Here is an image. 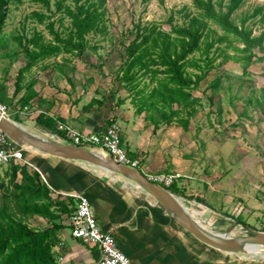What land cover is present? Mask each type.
<instances>
[{
	"label": "crops",
	"instance_id": "crops-1",
	"mask_svg": "<svg viewBox=\"0 0 264 264\" xmlns=\"http://www.w3.org/2000/svg\"><path fill=\"white\" fill-rule=\"evenodd\" d=\"M89 51L81 57L59 55L31 69L37 95L24 108L29 109L28 120L22 121L24 126L64 141L65 132L59 127L62 123L85 133L102 132L115 123L120 127L123 146L131 157L140 160L147 174H180L172 185L174 188L169 189L203 226L233 236L249 235V230L235 221L246 211L245 223L264 231V99L259 108L252 107L250 100L247 112L225 108L229 112L226 122L217 123L218 119L222 121L220 115L224 112L218 113L215 90L222 87L209 88L206 91L209 107L205 106L204 93L199 94L204 108L197 110L187 128L178 122L155 126L156 111H141L131 92L122 93L124 87L114 81V70L122 63L121 52H118L120 64L108 71L106 67L111 61L100 59L98 52L94 53L95 59ZM259 56H264V51ZM259 62L264 64V59L256 63ZM250 67L248 77L255 76ZM222 68L212 80L221 77V82L224 81L229 73ZM261 75L259 87L246 79L250 89L246 97L251 95L249 92L255 93V87L264 94V66ZM210 79L204 80L199 88L210 86ZM205 81L208 82L203 87ZM232 96L235 100L243 97L235 92ZM208 113L216 124L204 122ZM50 122L54 126L50 127ZM210 131L214 133L209 134ZM207 133L215 152L211 160V148L204 140ZM227 142L233 144L230 151L239 164L234 174L231 168L220 167L226 160ZM21 148L30 166L40 172L55 195L65 200L73 198L76 203L79 194L89 198L100 226L113 235L132 264H264V247L234 253L202 242L172 218L155 197L121 174L84 161ZM70 216L64 218L60 242L54 247L60 263L97 264L102 250L71 235Z\"/></svg>",
	"mask_w": 264,
	"mask_h": 264
},
{
	"label": "trees",
	"instance_id": "trees-1",
	"mask_svg": "<svg viewBox=\"0 0 264 264\" xmlns=\"http://www.w3.org/2000/svg\"><path fill=\"white\" fill-rule=\"evenodd\" d=\"M33 1L52 11V0ZM243 1L192 0L197 15L184 24H175L171 17L169 30L157 24H133V38L128 43L121 42L124 46L122 63L114 74V81L132 91L143 77L156 82L149 92L142 90L138 99L141 111H156L153 115L155 126L178 122L187 128L197 110L204 108L202 97L195 91L213 70L233 60L241 63L243 75H247L252 64L264 59L259 56L264 51V28L256 35L248 24L259 14L253 23H264V6H257L237 23L233 13ZM65 2L55 0V10L51 13L34 10L30 14L39 23L48 19L46 26L53 38L45 40L40 31L25 38L27 45L23 50L28 61L17 73L14 90V95L24 90L19 98V103L23 104L21 108L31 105L37 95L34 79L24 83V75L35 65L62 53L80 57L88 49L97 53L99 46L90 44L89 35L108 32V0ZM8 4L9 0H0V34ZM57 11L70 17V24L64 31L56 29L55 20H51ZM186 16L190 17V13ZM60 22L64 23L63 17ZM213 24L221 29L220 33ZM13 38L24 45L21 36L14 35ZM229 49L234 53L231 54ZM13 55L18 56L19 52L15 50ZM219 56L223 57L222 61L216 64ZM218 79L221 81L218 77L211 83V88L218 87ZM2 91L0 84V103L5 104ZM40 119L41 115H38L37 120ZM52 125L54 123L50 122L49 126ZM7 165L5 174L0 176V264H61L54 247L60 242L64 218L75 212L77 203L73 198L65 200L55 195L40 172L29 164L10 162Z\"/></svg>",
	"mask_w": 264,
	"mask_h": 264
},
{
	"label": "rangeland",
	"instance_id": "rangeland-1",
	"mask_svg": "<svg viewBox=\"0 0 264 264\" xmlns=\"http://www.w3.org/2000/svg\"><path fill=\"white\" fill-rule=\"evenodd\" d=\"M224 1L228 2V0ZM65 3L73 4V0H66ZM260 5L264 6V0H244L240 7L233 13V19L237 23H240L241 19L245 17L247 13L253 12L254 9ZM107 7V34L89 35L90 44L99 46V58L103 60L108 59V62L111 61L109 63L110 66L106 67L107 70H110L117 64H120L121 60L118 52L124 51V46L121 44V42L124 41L128 43V41L133 38V24H137L139 22H141L142 26L157 24L162 26L165 30H169L171 17H173L175 24H184L188 23L191 17L197 15V11L192 4V0H108ZM51 8L52 11L55 10V0H52ZM7 9V18L2 29V33L0 34V84L3 86L2 94L6 97V101L4 103L8 106L9 114L11 117L16 118V122L24 126L22 121L24 119L28 120L27 116H29V109L25 110L24 108H21L20 106H23V104L19 103V98L24 90L18 93V95H14V90L17 73L19 69H21L28 61L27 55L23 50V48L27 45L25 38L32 37L36 31L43 33L45 40H52L53 38V35L46 26L48 19L45 21V23H39L38 20L32 18L30 14H32L34 10L46 11L47 13H51L52 11H48L41 3L34 2L33 0H9ZM187 13H190V17L186 16ZM61 17L64 19L63 24L60 22ZM259 17L260 14L248 21V24L253 27L254 34L256 35H258L264 28V23L261 21L253 23V20H258ZM51 20H55V28L60 31H64L67 28L66 26L70 24V17L64 15L63 12L57 11ZM213 26L218 28L219 33L221 32V29L218 26L214 24ZM14 35L21 36L24 45H20V43L13 38ZM15 50L19 52L18 56L13 55V51ZM229 52H231V54L234 53L232 49H229ZM6 53L11 55H5ZM63 54L64 53L61 55ZM88 54L96 59L93 51L90 50ZM222 58V56H219L217 58L216 64H220ZM263 66V62L251 65L250 69L253 70L256 75L254 76L252 74L250 77H248V74L243 75V67L241 63L228 60L221 67L218 66L219 69L213 70V72L210 73L208 76L211 78L210 80H212L215 75H219L222 72V67L227 69L229 73L226 74L227 76L224 78V81L222 80L221 82L220 79H218V87L221 86L222 88L221 90H215L216 100H214L215 104L217 105L216 107L219 108L218 113L220 114L224 112V115H220L221 117L223 116L222 121L218 119L217 123L226 122L225 118L229 112L225 111V108L233 107L236 113L240 110V108L243 110V112H247L249 109L250 100L252 101V107L259 108L262 106L264 94L259 88L255 87V93L249 92L251 95L247 97L245 95L247 90H250L246 85L247 78L253 81V85H258V87L262 86L263 78L261 72L263 70ZM32 69H34V67ZM114 72L116 73V70H114ZM24 76L25 84L33 79L31 73L27 72ZM216 81L215 79L212 80L213 83ZM207 82L208 81H205L203 83V87L206 86ZM155 83L156 82L153 83L148 77H143L139 79L136 84V88L133 91L130 89L124 90L125 88H123L122 93L127 94V92L130 90L131 97L135 100V102L139 103L138 99L141 98V91L145 90V93L149 92L151 88L150 86ZM208 88L211 87L207 86L205 89L200 88L195 91L196 94L204 93L203 100L206 107H209V101L206 97L208 96V93H206ZM212 91L213 90L209 91V93ZM234 92L236 95H241L243 97H241L240 100H235L234 96H232ZM256 93L259 94V97L256 95ZM11 119L14 120V118ZM205 121L206 123H215L213 122V117H211L210 113L205 115L204 122ZM214 129H216L217 132L219 131L217 126H214ZM213 133V131H210L209 134ZM209 134L207 136L204 134V140L208 141V146L211 148H209L210 152L212 151L210 155V157L212 156L210 158L211 160L215 152L213 151L214 147H212V145L210 146V144L213 142H211ZM90 148L98 152H102V149L99 147L91 146ZM224 149L227 150V154L225 156L226 160L225 163H222L220 167H228V169L231 168V171L234 174L238 171L239 164L235 160L234 153L232 154L230 151V149H233V144L227 142V145ZM7 166V164L0 165V176L5 174ZM139 169L147 174L142 166H139ZM242 179L246 183L245 176ZM172 188L174 187L170 186L171 190ZM245 214L246 211H244L241 216H237L235 221H237L240 225H247L245 223Z\"/></svg>",
	"mask_w": 264,
	"mask_h": 264
},
{
	"label": "water",
	"instance_id": "water-1",
	"mask_svg": "<svg viewBox=\"0 0 264 264\" xmlns=\"http://www.w3.org/2000/svg\"><path fill=\"white\" fill-rule=\"evenodd\" d=\"M0 129L20 147L33 148L66 159L84 161L135 181L142 189L155 197L172 218L210 246L234 253L257 251L264 247V231L243 225L249 230V235L233 236L228 232H214L203 226L172 191L149 180L142 170L116 162L106 152L107 156L103 157L90 147L48 138L2 115H0Z\"/></svg>",
	"mask_w": 264,
	"mask_h": 264
},
{
	"label": "built area",
	"instance_id": "built-area-1",
	"mask_svg": "<svg viewBox=\"0 0 264 264\" xmlns=\"http://www.w3.org/2000/svg\"><path fill=\"white\" fill-rule=\"evenodd\" d=\"M0 115L4 117L11 116L6 104L0 103ZM59 127L65 132L64 141L66 142L87 147H99L102 151L112 156L116 162L138 169L141 166L140 160L131 157L123 146L120 127L115 123L108 125L102 132L91 133L79 131L65 123L60 124ZM10 162H22L30 165V162L26 159L24 150L18 147L0 129V163L8 164ZM145 175L149 180L167 189L180 176L177 172H161ZM77 197V208L70 216L71 235L83 242L94 244L102 250V256L97 264H132L127 254L118 246L113 235L103 230L100 226L89 198L82 194L77 195Z\"/></svg>",
	"mask_w": 264,
	"mask_h": 264
},
{
	"label": "bare ground",
	"instance_id": "bare-ground-1",
	"mask_svg": "<svg viewBox=\"0 0 264 264\" xmlns=\"http://www.w3.org/2000/svg\"><path fill=\"white\" fill-rule=\"evenodd\" d=\"M95 152H96L97 154L103 156V157H104V156H107L106 153H105L104 151H102V152H100V151H99V152H98V151H95Z\"/></svg>",
	"mask_w": 264,
	"mask_h": 264
}]
</instances>
